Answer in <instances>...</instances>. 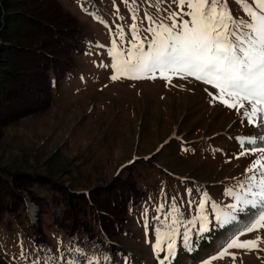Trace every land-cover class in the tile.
Masks as SVG:
<instances>
[{
	"label": "rangeland",
	"instance_id": "374dc122",
	"mask_svg": "<svg viewBox=\"0 0 264 264\" xmlns=\"http://www.w3.org/2000/svg\"><path fill=\"white\" fill-rule=\"evenodd\" d=\"M58 1L83 28L86 39L73 55L75 67L60 81L51 105L1 130L0 170L45 173L72 188L88 190L107 184L117 175H128L131 164L143 197L130 207L125 231L115 238L125 251L114 257L115 264H125V258L131 264H158L151 244L155 242V229L164 231L162 222H170L166 214L172 204L191 219L196 211L187 202L198 200L203 191L217 202H229L223 189L234 183L232 177L241 178L254 158H235L239 151L235 138L261 130L242 124L234 110L210 105L203 91L206 86L196 81L186 83L175 77L171 84L160 78L112 81L111 69L100 67L101 62H111L107 47L112 37L109 28L93 17L103 18L113 31L116 24H121L127 33L132 20L125 4L122 0ZM114 3L124 20L116 19ZM169 4L171 0L163 7L175 10V5ZM229 6L234 15L243 16L234 0H229ZM142 9L160 15L147 4L142 3ZM186 188L193 190L192 196L185 193ZM39 190L49 194L47 189ZM26 205L18 216L8 211L0 217V264H21L16 257L22 250L36 252L29 230L37 221V207L31 201ZM161 205L163 208L157 211ZM144 208L148 209L147 226ZM44 232L47 245L41 247H47L52 255L59 257L58 248L64 244L74 247L62 231L45 226ZM230 235L219 228L204 239L193 233L197 246L191 252L178 237L177 254L171 264H200L216 254ZM256 235L264 237V231L241 239ZM260 249L230 250L236 253L235 262L225 258L212 264H264V242ZM84 251L86 255L100 254L95 247L88 246Z\"/></svg>",
	"mask_w": 264,
	"mask_h": 264
},
{
	"label": "snow or ice",
	"instance_id": "6c2138e0",
	"mask_svg": "<svg viewBox=\"0 0 264 264\" xmlns=\"http://www.w3.org/2000/svg\"><path fill=\"white\" fill-rule=\"evenodd\" d=\"M122 2L132 20L127 33L121 24H116L113 31L103 18L93 17L109 28L112 37L110 47L97 45L107 47L111 62L107 65L101 62L100 67L111 69L112 81L160 78L171 84L174 77L186 83L196 81L206 86L203 91L210 105L234 110L242 124L246 122L261 130L235 138L239 145L235 158H254L242 177H232L234 183L223 189L229 202H217L203 191L198 200L187 202L196 211L191 219L177 204H172L166 214L171 217L170 222H162L164 231L155 229V242L151 244L158 264H171L177 254L178 237L182 246L191 252L197 246L193 233L198 239H204L216 228L231 235L226 236L216 254L200 264L225 258L235 262L236 253L230 250H261L264 242L261 235L251 239L241 237L264 231V0H234L243 16L233 14L229 0H171L169 7L175 5L172 11L163 7L168 0ZM142 3L155 8L160 15L143 10ZM113 7L116 19L124 20L115 3ZM185 193L192 196L193 190L186 188ZM162 208L163 205L157 211ZM147 214L148 209L144 208L146 226ZM35 247V254L22 250L16 259L21 264H115L108 250L99 255H86L80 247H65L58 248L60 256L56 257L50 250ZM125 264H131L129 258H125Z\"/></svg>",
	"mask_w": 264,
	"mask_h": 264
},
{
	"label": "trees",
	"instance_id": "16d2710c",
	"mask_svg": "<svg viewBox=\"0 0 264 264\" xmlns=\"http://www.w3.org/2000/svg\"><path fill=\"white\" fill-rule=\"evenodd\" d=\"M86 36L58 0H0V135L8 124L51 105ZM127 170L107 184L78 190L45 173L2 168L0 217L8 211L18 216L31 201L37 221L29 234L36 245H47V226L62 231L74 247L120 256L124 247L115 238L125 231L130 207L143 197L131 164Z\"/></svg>",
	"mask_w": 264,
	"mask_h": 264
}]
</instances>
